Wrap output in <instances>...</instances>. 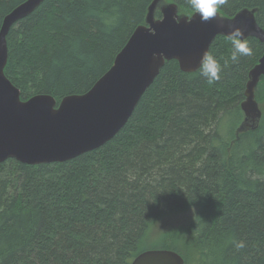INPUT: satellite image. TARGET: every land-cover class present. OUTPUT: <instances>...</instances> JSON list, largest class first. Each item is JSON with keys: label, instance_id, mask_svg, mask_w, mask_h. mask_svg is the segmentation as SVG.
Listing matches in <instances>:
<instances>
[{"label": "trees", "instance_id": "16d2710c", "mask_svg": "<svg viewBox=\"0 0 264 264\" xmlns=\"http://www.w3.org/2000/svg\"><path fill=\"white\" fill-rule=\"evenodd\" d=\"M25 1L0 0V30ZM153 1L45 0L10 30L6 77L24 101L50 95L58 106L87 93ZM167 2L194 13L187 0ZM244 8L258 9L264 29V0H227L218 12ZM247 41L252 55L234 63L231 39L214 40L209 53L227 61L219 82L166 62L125 127L93 152L0 164V264H132L152 249L184 264H264V78L260 126L236 136L249 72L264 54L257 38ZM189 211V222L156 234L164 219Z\"/></svg>", "mask_w": 264, "mask_h": 264}, {"label": "water", "instance_id": "95a60500", "mask_svg": "<svg viewBox=\"0 0 264 264\" xmlns=\"http://www.w3.org/2000/svg\"><path fill=\"white\" fill-rule=\"evenodd\" d=\"M44 2L26 0L4 19L0 30V164L9 159L28 166L66 163L103 147L125 127L166 62L177 61L181 71L195 73L214 40L230 39L235 28L242 29L246 40L257 38L264 45L257 8H244L233 17L218 12L216 19L202 23L196 13L179 14L176 3L154 0L145 24L135 29L110 70L87 93L66 96L58 106L50 95L24 101L4 72L7 36L14 24ZM262 78L264 54L248 75L237 137L260 126L263 114L256 89ZM132 264H184V259L172 250L153 249L139 254Z\"/></svg>", "mask_w": 264, "mask_h": 264}, {"label": "clouds", "instance_id": "9594fccd", "mask_svg": "<svg viewBox=\"0 0 264 264\" xmlns=\"http://www.w3.org/2000/svg\"><path fill=\"white\" fill-rule=\"evenodd\" d=\"M187 3L191 10L198 14L202 23H208L218 17V11L222 8L227 0H187ZM230 39L232 41V53L230 59L232 62H238L239 58L252 55V48L249 47L248 41L244 37L242 29L235 28L230 33ZM227 65V61L221 64L215 56L208 52H205L198 69L199 74L209 84L219 82L224 67ZM242 246V245H237Z\"/></svg>", "mask_w": 264, "mask_h": 264}, {"label": "rangeland", "instance_id": "374dc122", "mask_svg": "<svg viewBox=\"0 0 264 264\" xmlns=\"http://www.w3.org/2000/svg\"><path fill=\"white\" fill-rule=\"evenodd\" d=\"M192 218V212H185L181 214H177L175 216L168 217L164 219L159 225L158 229L156 231V234H161L162 232H165L171 227H177L182 226L189 222Z\"/></svg>", "mask_w": 264, "mask_h": 264}, {"label": "bare ground", "instance_id": "6f19581e", "mask_svg": "<svg viewBox=\"0 0 264 264\" xmlns=\"http://www.w3.org/2000/svg\"><path fill=\"white\" fill-rule=\"evenodd\" d=\"M20 21H21V20H20ZM20 21H19V22H20ZM16 24H17V23H16ZM16 24H14V25H16ZM2 25H3V24H2ZM14 25H13V26H14ZM13 26H12V27H13ZM12 27H11V29H12ZM1 28H2V27H1ZM7 37H8V36H7Z\"/></svg>", "mask_w": 264, "mask_h": 264}]
</instances>
